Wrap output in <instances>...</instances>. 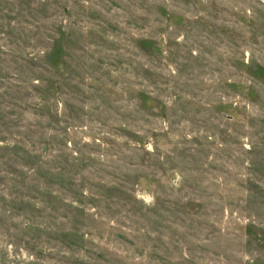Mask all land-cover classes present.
<instances>
[{
	"label": "rangeland",
	"instance_id": "rangeland-1",
	"mask_svg": "<svg viewBox=\"0 0 264 264\" xmlns=\"http://www.w3.org/2000/svg\"><path fill=\"white\" fill-rule=\"evenodd\" d=\"M0 264H264V0H0Z\"/></svg>",
	"mask_w": 264,
	"mask_h": 264
}]
</instances>
